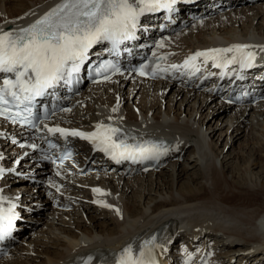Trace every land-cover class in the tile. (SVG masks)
<instances>
[{
    "label": "bare ground",
    "instance_id": "obj_1",
    "mask_svg": "<svg viewBox=\"0 0 264 264\" xmlns=\"http://www.w3.org/2000/svg\"><path fill=\"white\" fill-rule=\"evenodd\" d=\"M53 1L0 0V16L10 22L18 16L30 21L49 9ZM255 22L258 26L254 25ZM178 42L181 43L180 48L188 50L253 43L262 47L264 3L195 24L178 35ZM148 91L153 93L149 95ZM160 92L165 103L168 99L169 105L165 111L162 109L164 102L159 100ZM88 97L94 101L88 103L85 114L93 111L98 115V111L118 108L120 113L112 117H118L120 125L144 135V139L163 136L171 144L169 152L172 157L164 160V167L157 174L113 178L97 185L88 182L86 195L70 191L79 202L71 213L52 206L40 219L33 214L27 215L29 221H36V227L38 221L44 220L46 230L41 231L39 240L34 235L25 236L24 233L21 247H26L17 255L18 260L15 258L10 263L2 264H67L91 252L109 255L128 244L136 247L153 235L167 250H173L169 246L172 238L175 242L189 239V246L193 245V236L199 235L206 241L216 239L220 253H224V261L220 257V264H247L251 259L260 264L264 260V241L242 232L253 229L264 233V173L259 176L254 171L246 174L235 171L229 175L224 162L220 160V153L218 155L213 152L214 148L212 150L214 137L225 128L224 132L227 135L230 133L228 141L241 133L245 123L249 126L254 124V135L263 131L264 105L249 111L228 108L215 97L185 91L174 84H156L152 90L110 86L92 90ZM130 99L135 108L124 106V102ZM139 99L140 107L137 104ZM148 101L151 102L149 107ZM116 102H119L118 106ZM186 106L191 112L183 111ZM153 109L154 112L150 113ZM108 116H104V120ZM81 124L89 127L91 120ZM205 126L207 129H204ZM219 135L221 138L224 133ZM192 146L189 155L180 156L182 150L187 152ZM2 147L1 143L0 150ZM263 154L264 148L258 152V156ZM89 155L90 151L87 153ZM165 172L169 174L170 184L162 178ZM184 177L186 181L181 182ZM192 179L193 182H190ZM27 186L18 183L13 184L12 188L23 195L28 211L32 213V207L36 204L50 202L52 205L45 190ZM95 187L105 193L100 196L104 203L111 205L110 208L92 203ZM115 209H119V215ZM32 226L35 228L33 222ZM240 238L244 239L246 245ZM261 239L264 240V236ZM234 247L240 250L239 253L246 251L248 255L234 254L231 252ZM29 252L34 255L21 256ZM217 263L215 258L214 264Z\"/></svg>",
    "mask_w": 264,
    "mask_h": 264
},
{
    "label": "snow or ice",
    "instance_id": "obj_2",
    "mask_svg": "<svg viewBox=\"0 0 264 264\" xmlns=\"http://www.w3.org/2000/svg\"><path fill=\"white\" fill-rule=\"evenodd\" d=\"M176 0H61V3L37 19L26 28L4 31L0 29V117L13 124L36 128L34 102L54 89L62 81L69 83L81 66L88 59L89 50L96 44L110 42L115 51L125 40L134 39L140 17L160 8L171 9ZM163 47V43L157 45ZM255 46L236 44L227 48H215L205 52H196L188 57L183 65H171L173 71L181 68L199 71L195 62L204 58V62L213 61L214 67L224 68L231 64H239L241 69L250 68L255 60V53L249 49ZM264 51V47L261 48ZM232 54L229 58L228 54ZM155 55V53L153 54ZM161 60L166 57H160ZM119 72L112 65L105 66L102 71ZM139 75L166 73L168 68L156 64L150 68L143 64L136 70ZM102 73H97L100 75ZM110 77L104 75L107 80ZM242 78V77H241ZM67 111L68 109H64ZM113 111H117L116 108ZM48 133L67 137H79L88 140L98 150L118 163L128 160L133 163L148 160H159L166 155L168 149L161 144L145 141L128 143V137L120 135V129L111 125L98 124L96 130L85 133L66 130L60 127L47 129ZM135 140V137H131ZM35 149L36 144L29 145ZM49 147H55L49 143ZM71 156L69 152L62 159ZM3 170L0 169V174ZM59 175V173H57ZM94 193H102L93 189ZM102 207H111L101 201ZM5 203L0 196V205ZM15 205L7 209L0 207V240L10 237L16 215ZM117 215L119 209H115ZM145 242L139 250L131 246L125 248L119 258V264H156L153 249Z\"/></svg>",
    "mask_w": 264,
    "mask_h": 264
},
{
    "label": "rangeland",
    "instance_id": "obj_3",
    "mask_svg": "<svg viewBox=\"0 0 264 264\" xmlns=\"http://www.w3.org/2000/svg\"><path fill=\"white\" fill-rule=\"evenodd\" d=\"M163 108H165V105L163 106ZM189 108H191V106ZM164 110H166V109H164ZM183 111L187 112V113L191 112L190 109L187 108V106H186V109L185 108L183 109ZM150 113H152V112H150ZM183 115H186V113H184ZM204 129H207V126H205ZM225 130H226V128L224 130H222L220 133L218 132L219 134L224 133L223 137L220 138L219 137L220 135L218 133L214 137V141L212 144V150L214 148L213 152H215L218 155L220 153V160L222 162H224L225 171L227 172V174L230 175V172H235V171H239L240 173L242 172L243 174H246L248 171H254L255 173H257L260 176L262 173H264V154L260 157L258 156V152L260 150H263V148H264V130L259 132L257 135H254L253 134L254 124L249 126L248 124L245 123V125L241 129V133H239L236 136H234L233 138H231L232 140L229 139V141H228V137H229L230 133L227 135L224 132ZM83 149L87 150L86 147H83ZM191 150H193V146L190 149H188L187 152H184L182 150L181 151L182 155L180 154V156L184 157L186 155H189ZM194 170H196V169H194ZM163 174H162V178L168 181V182H166L167 184H170V182H169L170 177H169L168 172H165ZM262 177H264V176H262ZM193 179L196 180L195 176L193 177ZM193 179L190 180V182H193ZM184 181H186L185 177L182 179L181 182H184ZM36 205H38V204H36ZM49 207L50 208L52 207V205H50V202L49 203H43V204L41 203L40 208H38L37 206L34 205L32 207L33 211L31 214H33L36 217V219L37 218L40 219V218H42L43 213L46 214L49 212ZM84 217H86V215H84ZM31 221L34 223V226H35L36 221H34L33 219ZM43 221H41V220L38 221V223H39L38 226L37 227L35 226V228L38 229V231L33 232V233H35V235L25 233V236L34 235L39 240L41 238L40 236H42L41 231L46 230L45 223H43ZM37 232H38V234H37ZM242 232L246 236H254V237L258 238L259 240L264 241L261 239V236H264V233L258 232V231L253 230V229H250V230L247 229V230L242 231ZM218 236H220V235H218ZM240 239L246 245V242L244 241V239H242V238H240ZM210 240L217 242L216 246L219 247L218 246V243H219L218 240L211 238L208 240V242H210ZM25 247H26V245L23 248H25ZM23 248L20 246V249H18L16 251V255H18L19 252H21ZM218 249L220 251V247ZM239 251L240 250L237 248L231 250V252H234V254H239ZM34 252H35V249H34ZM28 255L33 256L34 253L29 252L28 254H25V253L21 254V256L23 258H26V256H28ZM262 261H264V260H262Z\"/></svg>",
    "mask_w": 264,
    "mask_h": 264
}]
</instances>
